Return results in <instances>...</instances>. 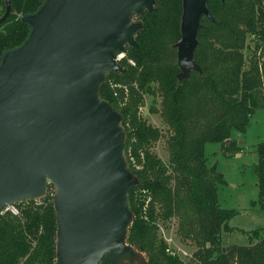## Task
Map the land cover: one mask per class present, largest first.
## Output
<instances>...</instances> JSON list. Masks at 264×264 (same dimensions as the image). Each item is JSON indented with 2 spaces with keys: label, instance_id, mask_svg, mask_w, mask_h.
Instances as JSON below:
<instances>
[{
  "label": "water",
  "instance_id": "water-1",
  "mask_svg": "<svg viewBox=\"0 0 264 264\" xmlns=\"http://www.w3.org/2000/svg\"><path fill=\"white\" fill-rule=\"evenodd\" d=\"M177 63L185 76L206 0H181ZM22 19L24 43L0 59V209L54 187L56 264H123L137 183L125 159L120 114L99 95L114 55L134 44V18L152 0H44ZM3 22L11 11L4 0Z\"/></svg>",
  "mask_w": 264,
  "mask_h": 264
},
{
  "label": "trees",
  "instance_id": "trees-1",
  "mask_svg": "<svg viewBox=\"0 0 264 264\" xmlns=\"http://www.w3.org/2000/svg\"><path fill=\"white\" fill-rule=\"evenodd\" d=\"M9 1L11 11L0 23V59L7 50L24 43L31 26L22 16L36 12L44 0ZM152 2L151 10L144 8L134 14L141 27L134 44L122 49L135 60V66L125 63L124 72L107 75L116 80L136 77L142 91L159 95V112L167 132L168 168L144 148L143 168L137 173L138 184L150 193L149 220L142 215L144 197L134 199L136 186L128 188L132 218L125 242L137 254L144 253V264H264V236L257 229L248 233L245 245L222 246L221 233L233 229L228 222L234 210L219 204L217 185L225 182L215 164L208 166L204 152V144L209 142L218 143L222 154L240 150L237 140L230 138L231 130L245 132L255 110L264 105V64L259 65L255 55L246 63L243 53L248 35L254 39L253 50L264 44V0H206L210 16L200 18L191 53L195 67L185 76L179 74L176 56L182 2ZM4 10V0H0V16ZM99 94L113 105L103 86ZM136 127L141 132L139 141L157 135L143 121H136ZM139 143H130L136 157ZM256 154L252 170L257 195L251 204L264 211V140L256 144ZM25 214L27 235L39 223L29 212ZM157 216L177 219L181 241L187 238L196 246L188 261L165 251L164 241L156 238ZM44 220L46 233L40 241L45 251H52L54 231L56 235L53 208ZM19 223L0 219V264H16L14 252L21 243L28 249Z\"/></svg>",
  "mask_w": 264,
  "mask_h": 264
},
{
  "label": "rangeland",
  "instance_id": "rangeland-1",
  "mask_svg": "<svg viewBox=\"0 0 264 264\" xmlns=\"http://www.w3.org/2000/svg\"><path fill=\"white\" fill-rule=\"evenodd\" d=\"M246 41L248 42V47L243 52L246 56V63L255 55L259 65L264 64V44L260 48L253 50L254 39L252 36L248 35ZM126 47H128L127 43L123 45V48ZM126 66V64H123L124 68L120 71L121 73L124 72ZM134 80H136V77L135 79L127 78L126 82L130 83ZM130 90L132 94L131 100L124 108H118L117 101L111 99L113 108L120 113L122 122H125L124 126L129 132V140L126 137V145H128V142H140L138 148H141L142 151L144 148L148 149L151 155H156L159 158V162L168 168V152L165 144L167 132L159 112L160 96L145 93L140 89L138 83L137 87L132 85ZM138 105L142 107L140 113L137 112L136 106ZM152 107L154 110H152ZM136 121H143L145 126L155 130L157 133L156 137H148L146 140L142 139V141H139L141 132L139 133L137 130ZM246 127L245 132L232 129L230 133V138L237 140L240 150L227 151V153L222 154L218 143L209 142L204 144L206 163L208 166L215 164L217 170L222 173L225 182L217 185L216 194L219 204L224 208L234 210L228 222L233 229L230 232L221 233V244L224 247L230 244H247L249 240L248 233L253 229H257L259 234L264 236V211L260 210L257 204H251V201L256 199L257 195L256 176L252 166L257 157L256 144L264 140V105L255 110ZM133 156L135 155L133 154ZM137 187L133 189V195ZM53 191V186L48 184L47 192L42 199L36 201L31 199L26 202L15 203L13 206L17 210L16 213L7 210L0 214L3 220L20 222V224L24 225L27 219L26 212H29L30 216L38 218V229L30 231L25 236L28 244L26 264H55L56 241H54L52 251L51 249L45 251L40 241L41 235L46 233L45 216L49 208H53L51 197ZM32 205H36V210L32 209ZM154 220L156 223V238L164 241L166 245L165 251L177 254L184 261H188L196 246L187 238H185V242L181 241V236L176 230L177 219L171 217L162 220L157 216ZM53 239H55V231ZM144 260V253L141 252L125 259L123 264H144Z\"/></svg>",
  "mask_w": 264,
  "mask_h": 264
},
{
  "label": "built area",
  "instance_id": "built-area-1",
  "mask_svg": "<svg viewBox=\"0 0 264 264\" xmlns=\"http://www.w3.org/2000/svg\"><path fill=\"white\" fill-rule=\"evenodd\" d=\"M114 58H115V62H117L122 68H124L123 67V63L124 64L125 63L129 64L130 66H133V67L135 66V60H133L130 57H127L125 52H124V50L116 52V54L114 55ZM112 72H114V71H112ZM109 73H111V72H109ZM109 73H107L105 75L106 77L103 80V82L101 83L100 88L103 86L104 90L107 92V94L110 97V99H112L113 101H115V100L117 101L118 108H120V109L124 108L128 104V102L131 100V95L132 94H131L130 87L132 85L133 86L136 85V87H137V81L134 80L133 82L128 83V82H126V80H118V79L116 80V79H114V78H112L110 76H107ZM99 95H101V94H99ZM136 107H137V112L140 113V110H141L142 107L140 105H138ZM120 118H121L120 119V124H121V126L123 127V129L126 132L125 140H124V143H123L126 163H127L129 172L132 175H134L137 178V181H138V177H137L138 174L137 173H138L139 170H141L143 168L144 151H142L141 148H139L138 156L137 157L133 156L132 148L130 146V143H128V145H126V137L129 140V138H128V133L129 132L126 130V126H124L125 122L124 123L122 122L121 115H120ZM48 184H50V183H47V185ZM132 186H138L137 190H135L134 195H133L134 199H137L138 196H143L144 197V200H143L144 204L142 205V215H143L144 219L149 220L148 217H147V214H146V209H147V206L149 204L148 201L150 200V193H149L148 189H146V188L142 187L141 185H139L138 182H137V185L134 184ZM132 186H130V187H132ZM46 192H47V190H46ZM46 192H45V194H46ZM45 194L43 196H41V197L29 198L28 200H23V201L26 202V201H29L31 199L36 201V200L42 199L45 196ZM53 196H54V191L51 193L52 201H53ZM19 202H22V201H19ZM15 203H18V202H13L11 204L4 205V207H2L0 209V214L3 211L5 212L7 210H10V212L16 213L17 210L14 209V206H13ZM32 209L36 210V205H32ZM152 223H153V221H152Z\"/></svg>",
  "mask_w": 264,
  "mask_h": 264
},
{
  "label": "flooded vegetation",
  "instance_id": "flooded-vegetation-1",
  "mask_svg": "<svg viewBox=\"0 0 264 264\" xmlns=\"http://www.w3.org/2000/svg\"><path fill=\"white\" fill-rule=\"evenodd\" d=\"M2 218V216H0V219ZM19 225V226H18ZM17 226H18V228H20V232L23 234V235H26V233H25V230L23 231V228H24V226H23V224H18ZM11 236V235H10ZM41 236H43V234L41 235ZM39 238V237H38ZM24 239V242H26V240H25V238H23ZM27 247L26 248H24V245H22V243H21V248H20V250H16L15 252H14V258H15V263L16 264H26L27 263V261H26V259H27ZM55 259H56V254H55ZM56 261H57V259L55 260V264H56Z\"/></svg>",
  "mask_w": 264,
  "mask_h": 264
}]
</instances>
